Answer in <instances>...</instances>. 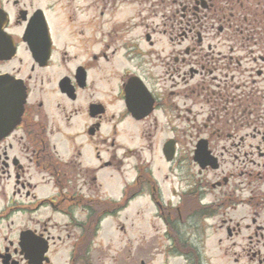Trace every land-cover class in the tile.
Wrapping results in <instances>:
<instances>
[{
    "label": "flooded vegetation",
    "instance_id": "1",
    "mask_svg": "<svg viewBox=\"0 0 264 264\" xmlns=\"http://www.w3.org/2000/svg\"><path fill=\"white\" fill-rule=\"evenodd\" d=\"M0 134V264H264V0H0Z\"/></svg>",
    "mask_w": 264,
    "mask_h": 264
},
{
    "label": "rangeland",
    "instance_id": "2",
    "mask_svg": "<svg viewBox=\"0 0 264 264\" xmlns=\"http://www.w3.org/2000/svg\"><path fill=\"white\" fill-rule=\"evenodd\" d=\"M141 8V14L142 15H149L148 18V23L151 24L153 22V19L156 20V22L158 23V33L156 35L157 37V47L160 50L162 47H166V46H170L169 44V40L167 39L166 35H164L163 30L166 28L165 23H164V18L162 17L165 14V7L164 6H158L156 8L154 7H147L143 2L140 6ZM156 10V11H155ZM155 14H157V16H155ZM141 29L144 31V27H141ZM159 63H160V58H159ZM163 67L161 66V64H159V68H158V72H160V69H162ZM161 74V73H159ZM174 114L176 115V117L174 118V122H175V126L178 125L179 127L183 126L182 123V119L177 117V112L175 111ZM177 133V132H175ZM178 137L180 138V140L183 139V137L179 134ZM112 184H114L115 189L114 191H110V195L111 197H116L118 195V191L121 188V185L123 184V180L122 178H120V176H117L114 181L112 182ZM46 193H51L52 192V186H47L46 188ZM144 199L145 198H138L134 201H132L130 203L129 208L125 209L124 211H122L119 216L117 217H109L104 224V229L106 230L103 234V236H108L110 239H113L115 241V243H121L122 241H128V239H132L134 244L137 245L139 243V241L141 239H152L153 238V234H162V231L164 229V227L162 228V223L161 222H157L158 226H160V230L156 231V230H151L148 229L146 227L147 225V220L144 219L143 217L148 218V214H144L141 215L140 217H137L135 215H137V211L134 210L137 206L141 205L144 203ZM128 218V219H127ZM142 218V219H141ZM140 219V220H139ZM117 221H121L122 223L125 224L126 226V233H124L121 230L116 229L115 224ZM132 222H135L134 225H132ZM164 226V225H163ZM178 227H181V225H179ZM185 228V227H184ZM181 230V229H180ZM143 236H146L145 238ZM156 238V237H155ZM154 238V239H155ZM217 238H218V233L217 232H212V230L208 229L207 230V238L204 240L205 241V251L207 254H212L214 256H222V264H228L227 262H224L226 260H228L227 256L232 255L234 250H238L240 251V248L237 247V249L235 247H231L230 242L228 241H224L221 244H219L217 242ZM159 239V238H157ZM160 240H162V238L160 237ZM161 243V244H159ZM159 243H155L156 246V253H157V259L155 262H153V264L155 263H159L161 262L165 257V253H163L164 250V246H163V242H159ZM143 248L148 250L149 248L151 249V244L148 242V244L143 245ZM128 253L127 249H126V254ZM155 253V254H156ZM227 256H224L226 255ZM172 259V263L173 264H183V259L182 258H171Z\"/></svg>",
    "mask_w": 264,
    "mask_h": 264
},
{
    "label": "water",
    "instance_id": "3",
    "mask_svg": "<svg viewBox=\"0 0 264 264\" xmlns=\"http://www.w3.org/2000/svg\"><path fill=\"white\" fill-rule=\"evenodd\" d=\"M5 134V133H4ZM4 134H1L0 137ZM197 155H196V159L202 164V165H206L207 162H204V159L200 156L199 154V150L196 151Z\"/></svg>",
    "mask_w": 264,
    "mask_h": 264
}]
</instances>
